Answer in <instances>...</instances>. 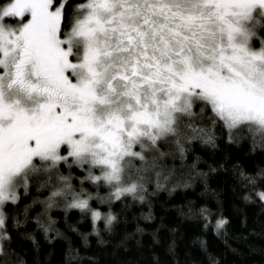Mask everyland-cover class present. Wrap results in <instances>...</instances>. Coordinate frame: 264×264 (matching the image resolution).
<instances>
[{
  "label": "snow or ice",
  "instance_id": "snow-or-ice-1",
  "mask_svg": "<svg viewBox=\"0 0 264 264\" xmlns=\"http://www.w3.org/2000/svg\"><path fill=\"white\" fill-rule=\"evenodd\" d=\"M220 139L264 151V0H0V264H28L16 239L38 257L37 230L49 244L66 238L53 210L73 231V209L98 237L99 220L112 231L129 197L207 176L200 151ZM232 168L245 186L264 179V168ZM214 211L199 207L205 227ZM79 255L69 244L65 259Z\"/></svg>",
  "mask_w": 264,
  "mask_h": 264
},
{
  "label": "trees",
  "instance_id": "trees-1",
  "mask_svg": "<svg viewBox=\"0 0 264 264\" xmlns=\"http://www.w3.org/2000/svg\"><path fill=\"white\" fill-rule=\"evenodd\" d=\"M217 143L219 147L214 151H200L201 160L197 167L207 176L189 177L185 174L170 177L168 181L161 179L163 186L154 192L149 189L151 194L146 201H132L129 197V207L119 211V220L112 231L106 230L100 220L98 237L92 232L90 216L81 217L76 209L69 212V221L79 229V232L73 231L65 223L63 211L53 210L51 215L58 218L55 226L66 238L57 237L49 244L43 233L37 230L35 235L41 245L38 257L31 240L16 239L13 247L24 255L28 264H33L36 258L42 264H157L153 253L161 264H177V261L179 264H213L214 260L216 264H264V212L260 210L255 191H264V179L245 186L247 180L232 168L239 161L246 171L255 173L258 168H264V151H250V141L237 144L220 139ZM167 163L170 165L171 159ZM210 165L215 171H210ZM81 174L77 172V175ZM164 175H168L167 171ZM177 179L181 180V186L173 187ZM185 180L186 184L183 183ZM250 189L255 202L243 199V193ZM205 204L216 210L207 227L203 217L198 215L199 207ZM149 205L153 219L146 220L143 213L149 212ZM101 207L107 210L106 206ZM189 208H192V214H188ZM114 209L120 210L121 205L114 204ZM35 211H39L38 205ZM217 216L228 218L222 229L215 228ZM138 224L145 229L144 232L136 231ZM34 228L35 223L30 221L27 230ZM173 228L175 232L170 231ZM153 230H156L155 240ZM81 233L89 234L87 244ZM172 241H175V256L167 250ZM69 244L80 254L75 260L65 259ZM89 257H95V260Z\"/></svg>",
  "mask_w": 264,
  "mask_h": 264
},
{
  "label": "rangeland",
  "instance_id": "rangeland-1",
  "mask_svg": "<svg viewBox=\"0 0 264 264\" xmlns=\"http://www.w3.org/2000/svg\"><path fill=\"white\" fill-rule=\"evenodd\" d=\"M256 42H257L258 45L255 44V46H256V47L260 46L259 41L257 40ZM105 190H106V189H105ZM99 222H100V220L96 222V223H97V226H98Z\"/></svg>",
  "mask_w": 264,
  "mask_h": 264
}]
</instances>
